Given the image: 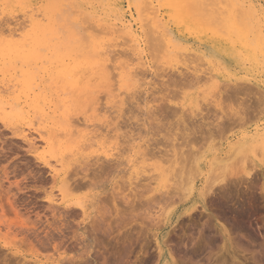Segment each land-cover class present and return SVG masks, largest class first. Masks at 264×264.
<instances>
[{"label":"rangeland","instance_id":"obj_1","mask_svg":"<svg viewBox=\"0 0 264 264\" xmlns=\"http://www.w3.org/2000/svg\"><path fill=\"white\" fill-rule=\"evenodd\" d=\"M50 1L53 2L52 0ZM49 2L48 0H19L15 3L0 1V6L3 4L0 7V28L9 30V32H3V29L0 30L3 32L0 35L9 34L12 29L16 30L15 32L18 31L17 34L19 33L17 36L15 33L14 38L13 36L11 38L10 34L7 35L9 37L5 36L7 39L5 37V39L2 38L0 47L3 44V47L8 44V46H17L15 43L18 42L14 43L15 36L16 40L18 36L25 38L28 27L24 28V30L22 29L23 25L29 22L28 19L33 15L35 18L41 19L48 8L47 6L55 7L57 6L56 4H59L58 0H54L55 3L52 4H49ZM68 2L72 4L75 10L84 11L85 9L91 10V8H94L100 11L102 9L101 0H68ZM187 2L193 13L199 15L201 20L202 18H207L205 20L210 23L217 21L215 30L220 31L222 34H224L223 31L227 21L224 18L225 14L222 12L234 11L235 22L239 28L243 29L248 21L249 28H253L254 34L250 39L251 45L256 46L261 43V39L255 34V29H257L255 25L256 23L258 25L257 14L252 11V8L248 10L247 5H244V7H242L243 5L240 6L241 2L239 0H187ZM256 2L264 10V0H253L255 8L260 9ZM237 4L239 5L237 6L238 8L242 7L240 10L236 8ZM132 9V13L135 14L134 6ZM215 12L216 14H214ZM160 14L162 22L159 25L164 24L163 26L168 27L167 32L170 35L168 37L171 39L173 48H175L174 54H168L166 47L164 50L162 48V53H159L161 50L159 48V51L158 47H162V43L159 42L157 44L158 42L154 40L156 45H159L154 47L156 45H154L153 39L149 38L152 41V43L150 41L149 43V39L146 37L145 53L153 69H145L133 56V46L129 41V43L127 42L126 38L124 39V37L119 35L106 36V45H108L106 47H114L108 49H111L110 52L114 50V53H111L116 54V57L110 54L115 58L113 57V59L110 56L113 64L109 63L110 65L112 64L113 69L119 67L116 70H113L112 67L109 68L113 70H111L112 73H118L117 75L114 74V76L110 72L115 77L114 82H110V84L102 83L101 85L100 80L89 76L90 74L87 73V70H84L85 52L72 50L71 44L64 48L63 55H66V64L69 63L71 65L70 68L74 67L71 68V71L75 72L72 77L75 85L73 87L68 86V83L63 78L57 77L56 73L60 67L56 66L54 68L56 64L52 65V71H50L49 75L44 72V66L40 64H42V61L50 59V56L46 58L49 54H47L45 47H41L43 49L40 48L41 50L39 49L40 53L38 54L39 59L43 56L41 59L45 57V60H32L30 63H28L29 60L26 62L12 59L10 63L1 62L0 60V66L2 63L4 65L0 67L4 69L0 70V72L2 71V74L0 73V86L7 85L10 88L5 91L3 87H0V97L5 107H8L7 104L9 103H21L24 105L22 107L27 110L24 111L29 113L26 122L25 120L18 121L19 123H4L0 121V264H54L57 261L56 259L63 255L68 247L74 248L72 251L76 250V252L77 248L78 252L83 248L85 251L86 245L91 244L89 242H93L94 239L95 244L93 245V242L92 247L96 251L94 249L91 256H94L92 259L94 262H98L97 264H103L106 261L107 264L110 261L112 264H117V262L122 264H145L144 261L148 262V264L149 261L150 264H169L168 257L173 258V264H264V166H261L262 168L260 169L255 163V161L261 160L260 152L264 150V64H248L238 67L230 56L212 50V43L208 40L199 38L193 32L179 30L168 16H164L163 10ZM136 17L137 15L135 14L134 28H139L140 31L145 29V27L142 29L143 24L144 26L146 24L145 21H142L144 18L138 19ZM204 29H209V27L206 26ZM92 30L90 32L96 31L94 28ZM98 33L94 32L93 35L97 39L102 38L98 36ZM157 36L158 34L155 37L157 38ZM21 37L20 39H22ZM175 37L176 39H174ZM11 39L13 42L10 41ZM18 41H21L18 45L22 43V40L18 39ZM186 42L188 45H186ZM153 47L154 49L157 48L156 51H154ZM120 50L121 53L125 52L122 54L125 55L124 57L120 52H116ZM71 51L74 52L72 55ZM200 52L206 55V60L201 61L199 59L198 54ZM177 53L178 55H176ZM56 54L51 56H56L55 58H57L58 55ZM68 55L70 57H67ZM197 56L198 59L196 58ZM119 58L122 59L119 60ZM51 60L53 61L54 59ZM134 60H136L135 63ZM211 61H214V63L212 64ZM109 63L108 66H110ZM122 63L124 64L121 65ZM131 63L133 66H130L131 72L134 71L137 74L131 73L133 80L127 85L119 84L118 75L126 72L127 70H124V67ZM11 65L14 66L11 67ZM30 66L31 68L33 66V68H29ZM34 67L38 68L35 72H33ZM5 68L9 73L6 72ZM196 68L203 73H210L211 68H214V70L217 68L215 71L220 77L219 85L217 84L216 86L212 82H208L207 77L204 78L207 81L205 82L203 79L204 74L202 73H200L202 74L200 75L202 79L199 82L195 81L196 85L194 83L193 87H191L192 84L187 83L184 88L183 84L185 82L181 83L182 86L180 85V87L179 85L177 86V83H175L176 86L173 85L176 79H180L178 78L180 77V72L186 77L188 72L190 74L188 77L191 76L189 79H192L193 73L197 72L193 71ZM208 68L209 70H207ZM12 69L17 71L15 72ZM21 69H24L26 73L30 70V73L28 72L27 74L30 75L29 78L33 82L32 84L31 82L29 83L32 86V92L27 89L26 84H22L19 81L21 77L19 74L24 72ZM228 71L231 77L235 76V78L243 80V83L239 84L240 86L242 85L241 87L239 85L232 87H240L238 91H243L239 94L238 91L233 90L238 98H240L241 94H243L241 96L243 98L244 90L246 91L245 93L249 97H245L249 100V103L248 100V104L246 103L249 105V112L257 110L259 113L260 111H263V113L257 117L249 116V119L244 123L234 126H229L230 124H227L228 121H225V123H222L223 126H221L222 128L225 127L221 134H208L207 130L214 129L215 131L217 124L224 121H220L222 115L234 114L241 108L236 100L226 99L225 93L232 91L231 86H227L228 88L231 87L229 89L224 86V81L230 78L227 74ZM43 72L44 75L41 79L42 76L40 77L39 75H42ZM185 72L186 74H184ZM169 74H171V77H169ZM13 75H15L14 78ZM176 76L178 77L176 78ZM172 79L175 80L172 81ZM170 80L172 82L171 85H169L171 83L169 82ZM36 83L39 86L38 88H36ZM113 84L117 86L115 87ZM178 84L180 83L178 82ZM24 89L28 90V92L25 91L26 94ZM88 91L92 93L89 94ZM41 92L44 95L41 98L42 103L40 102ZM24 94L29 98L25 99ZM48 94L49 96H46ZM8 95H11L12 99L9 98L10 96L8 97L9 99L6 98ZM14 98L16 99L14 100ZM47 98L50 99L48 100ZM21 104H19V107ZM29 105L31 109H28ZM32 107L35 109L33 108V110ZM170 108L174 110H170ZM168 109L167 113L166 110ZM170 111L176 112L171 114ZM42 112L48 113V116ZM62 114L66 115V118H62ZM48 118H51L50 121ZM66 120H69V126L73 124L71 122H74V124L77 122L76 125L73 124L74 127L78 125L79 129L77 128V130H81L79 131L80 134L83 132L80 136L77 133L78 139H76L77 136L74 137L76 143L80 138L82 139L83 135H87L89 140L81 142L80 145H77L78 147L76 143L71 142V139H75L68 137L67 133L64 132L69 127ZM65 124L66 129L64 128ZM53 125H55L56 130ZM58 128L62 130L60 131ZM60 132L61 134L63 133L64 137L62 135L60 137ZM40 135L45 138H52V149L51 147L50 149L45 148L43 141L39 138ZM24 136L27 137L25 138ZM67 138L73 146H69L70 142L67 141ZM189 139L192 140L190 145L194 148L189 150L188 147V152L197 151L201 146L202 151L205 149L204 152L208 153L211 151L208 154L210 156L203 159L207 165H209L208 162L213 157L220 155L219 157L223 158L232 156L233 159L237 158L235 159L237 161L239 159L245 164L248 172L253 167L255 169L253 168L254 171H252L250 177L242 176L243 174L238 177H232V182L228 187L224 190L217 189L218 191L216 190L217 192L214 195L207 196V200H205L207 211L196 203L198 196L196 194V199L194 198L193 202L184 206H177L179 209L173 212L169 221L159 223L156 229L155 224L158 220L155 222L152 220L156 219L157 214H161V212L158 213L160 206L145 204L148 199H152L151 196L153 197L155 193H157L155 194L156 198L157 196L160 198L159 192L147 193L149 188L156 187L154 181L148 180V177L153 173H148L147 171V173L139 177L140 180L144 179L143 181L140 182L139 179L136 181L133 178L134 176H132V172H134L133 165L138 161L139 163L143 162L140 164L141 166L146 165L147 167L157 163V161L168 159L167 156L169 157L168 160H170L172 155L176 156L177 160H180L181 153H188L185 146L190 145H186L185 142H188ZM179 146H183L181 152ZM63 147L71 148L63 154ZM76 148L79 149L77 150ZM118 149L121 150L118 151ZM105 150L109 154L114 155L113 158H110L113 160L104 157ZM112 150L114 151L112 152ZM61 154H63V157ZM53 155L54 157H52ZM187 155L185 154V156ZM160 156L162 158L166 157L162 159ZM44 158L49 160L52 165L56 164V158H63L68 167L72 164L67 169V173L69 170L70 172L66 176L67 178L69 177V181L64 189L67 193H65L66 199H63L60 194V190L64 187L63 183L61 180L59 181L52 177L50 168L42 161ZM173 158L176 159L175 157ZM208 158L209 161L207 160ZM131 161L133 162L131 163ZM252 165L254 166L252 167ZM102 167L103 170H101ZM105 173L106 175H104ZM146 177L149 182L145 180ZM146 183L150 186H147ZM140 185L142 188H140ZM143 185H146V189L143 188ZM137 196L142 199L140 200ZM50 197L53 199L55 197L56 203H51ZM77 202L79 204L82 202L86 206L85 213L80 206L75 205ZM194 203L197 204V209L191 212V215H186L184 212L190 209ZM147 206H149L148 209ZM156 233L160 235V242L165 245L164 258L162 259L159 258L160 249L157 245ZM70 251H67V253L72 254L73 252ZM96 254L98 259L100 258L99 261H97ZM148 258L151 260H148ZM67 262L66 260L62 264Z\"/></svg>","mask_w":264,"mask_h":264},{"label":"bare ground","instance_id":"obj_2","mask_svg":"<svg viewBox=\"0 0 264 264\" xmlns=\"http://www.w3.org/2000/svg\"><path fill=\"white\" fill-rule=\"evenodd\" d=\"M4 3H7V2H17L19 0H0ZM44 1H47V0H44ZM50 0H48L49 2ZM53 2H49V4L51 3H55L54 0H52ZM56 1V0H55ZM241 2L240 6L244 7V5H247V8L248 10L252 8V11H255V14H257V18H258V25L256 23V27L257 29L256 30V33L257 36L259 37V39H261V43L259 45H256V46H252L251 43H250V39L251 37L253 36L254 34V30L253 28H249V21L247 23V25L242 29V28H239L235 22V14H234V11L232 10H228V11H224L222 13L225 14V19L227 20L226 23H225V30L223 31L224 34L220 33V31L218 32L217 30H215L216 28V22L214 23L212 21V23L208 22L207 18H200L199 15H195V13H193L192 9L188 6V2L187 0H101V3H102V9L100 11L94 9V8H91V10H88V9H85L84 11L83 10H75L72 6L71 3L68 2V0H58V3L59 4H56L57 6L55 7H49V6H45L47 9L45 10L46 12L44 13V15H42L43 18L39 19V18H35V16L33 15L32 17H30L28 20L29 22H26V25H23V29L24 28H27L28 27V31H26V35H25V38H21L18 36V39L19 40H22V43H20L18 45L19 42L21 41H18V39L16 40V36L19 34H17V32H15L16 30H10L11 33L10 34V37L13 36L14 38V35L16 33V36H15V39H14V43L15 42H18V43H15V47H13V45L11 46H4L2 45V47H0V60L1 62H9L12 61V59H19L21 61H26L29 60L28 63H30V61L32 62L33 61H39L41 59V56L40 59H39V49L41 47H45L47 50V55L46 58L48 56H50V59L46 60V61H42V64L40 65H43V69H44V72L47 73V75L50 74V71H52V65H54V68L57 66L59 68L58 72L56 73L57 77H60V78H63L64 80H66V82L68 83V86L70 85V87L74 85V81H73V75L75 74V72L71 71V68H74V67H71L70 68V64H66V55L64 56L63 55V50L64 48L68 45V44H71V49L74 50V51H81V52H85V55H86V61H85V71L87 70V73H89L90 77L91 78H97L98 80L101 81V85L102 83H107V84H110V82H114L113 80L115 79V75L114 74H118V73H112L111 70L113 69L112 67V64H113V60H110L112 59L116 54H113L114 50L111 51L113 53L110 52L111 49H108V48H114V47H106L108 45H106L107 43V40L105 39L106 36H114V35H119L120 37H124V39L126 38L127 42L129 41L132 46H133V56H135L136 60L139 61L140 65L145 68V69H149L151 68V70L153 69L151 66V64L149 63L148 59H147V55H146V51H145V48H144V45H145V39L146 37L149 39L151 38L152 41L156 40L159 44V42L162 43V47H158V50L160 48V52L159 53H162V48L163 50L165 49V47L167 48V52L168 54H174V50L175 48H173L172 46V42H171V39L168 37L170 36L169 35V32H167L168 30V27L167 26H163V25H159L161 24L162 22V19H161V14L160 12L163 10L164 11V16H168L170 18V20L173 21V23L179 28V30L181 31H187V32H193L195 33L199 38H203V39H206L208 40L210 43H212V50L218 52V53H223L227 56H230L235 62L236 64L238 65V67H242V66H246L248 64H251V65H258V64H264V10H263V7L260 8L259 4L257 6H259L258 8L260 9H256L255 8V5L253 3V0H239ZM262 1V0H260ZM85 3V2H84ZM250 3V4H249ZM3 5V4H2ZM1 5V6H2ZM261 5V3H260ZM0 6V7H1ZM26 6V5H25ZM85 6V5H84ZM134 6V13L137 15L136 18L140 19V18H144L142 21H145L146 24L144 26L143 24V27L142 29L145 27V29L143 30H139V28H134V25L133 22L135 21V18H134V15L132 13L131 10L132 7ZM237 6H239L238 4L236 5V8L237 9H241V8H238ZM263 6V5H262ZM79 7V6H77ZM80 8V7H79ZM90 8V7H89ZM35 9V8H34ZM194 9V8H193ZM236 9V10H237ZM32 10H33V7H32ZM244 10V9H243ZM29 12V11H27ZM26 12V13H27ZM31 12V10H30ZM29 12V13H30ZM239 12V11H238ZM245 12V11H244ZM28 13V14H29ZM249 13V12H248ZM1 14V13H0ZM37 14V12H36ZM43 14V13H42ZM212 14V12H211ZM216 14V12L214 13ZM239 14V13H238ZM242 14V13H241ZM250 15V13H249ZM25 16V15H24ZM198 16V17H196ZM206 16V14H205ZM214 16V15H213ZM204 17V16H203ZM255 17V16H254ZM28 18V17H27ZM134 18V19H133ZM219 18V16H218ZM253 18V17H252ZM256 18V17H255ZM206 22H205V21ZM209 20V19H208ZM210 20H212L210 18ZM222 20V19H221ZM245 20V18H244ZM204 21V22H203ZM9 22V21H8ZM93 25H92V24ZM255 23V22H254ZM7 24V23H6ZM10 24V23H9ZM85 25H87L85 27ZM139 25V24H137ZM136 25V26H137ZM7 26V25H6ZM10 26V25H9ZM209 27V29H204L205 27ZM4 27V26H3ZM140 27V28H141ZM173 27V25H172ZM7 28V27H6ZM94 28L96 31L94 32H99L98 33V36L102 37L100 39H97V37H95L93 35L94 32H90V31H93L92 29ZM3 29V32H9V30H5L4 28H0V30ZM26 30V29H25ZM170 30V29H169ZM14 31V32H13ZM2 31H0V34L3 33ZM23 33V31H22ZM24 33V34H25ZM4 34H7V33H4ZM7 34V35H9ZM158 34L157 38L155 37L156 35ZM173 34V32H172ZM210 34V35H209ZM7 35H0V40L3 39H7ZM21 35V33H20ZM194 35V34H193ZM3 36V37H2ZM7 36V37H5ZM174 36V35H173ZM5 37V38H4ZM24 37V36H23ZM117 37V36H116ZM12 38V37H11ZM156 38V39H155ZM161 38V39H160ZM147 39V40H148ZM176 39V37L174 38ZM178 39V38H177ZM183 39V38H182ZM112 40V39H111ZM11 42L12 39L10 40ZM114 41H115V38H114ZM117 41V40H116ZM150 41V39L148 40V42ZM152 41H150L152 43ZM156 41L154 45H156ZM124 42V41H123ZM128 42V43H129ZM149 42V43H150ZM6 43V42H4ZM9 43V42H8ZM13 43V44H14ZM122 43V42H121ZM166 45H165V44ZM187 43V42H186ZM199 43V42H198ZM7 44V43H6ZM126 44V42H125ZM124 44V45H125ZM193 44V43H192ZM197 44V43H196ZM195 44V45H196ZM113 45V44H112ZM116 45V44H115ZM165 45V46H164ZM188 45V43L186 44ZM27 46V47H26ZM159 45H156L154 47H157ZM183 46V45H182ZM207 46V45H206ZM210 46V45H209ZM208 46V47H209ZM118 47V46H117ZM120 47V46H119ZM153 47V49H154ZM207 47V48H208ZM109 50H107V49ZM152 48V47H151ZM43 49V48H41ZM40 49V50H41ZM152 49V50H153ZM157 48L154 49V51H156ZM204 50V49H203ZM211 50V49H210ZM67 51V50H66ZM122 51H123V48H122ZM126 51V50H124ZM116 52H120L121 53V50L120 51H116ZM57 53V54H56ZM71 55L72 53H74L73 51L70 52ZM78 53V52H77ZM125 53V52H124ZM124 53H121L124 54ZM132 53V52H131ZM46 54V53H45ZM44 54V56H45ZM52 54H56L58 55L57 58H55L56 56H51ZM114 56H112V55ZM119 54V53H118ZM181 54V53H180ZM212 54V52H211ZM70 55V54H69ZM67 56V57H70V56ZM74 55V54H73ZM157 55V54H156ZM178 55V53L176 54ZM199 55V59L202 61V60H206V55L205 54H202V52H200ZM213 55V54H212ZM211 55V56H212ZM112 56V58L110 57ZM119 56V55H118ZM123 57L125 55H122ZM194 56V55H193ZM196 56V55H195ZM116 57V56H115ZM114 57V58H115ZM126 57H127V53H126ZM218 57V56H217ZM45 58V57H44ZM42 58V59H44ZM45 58V59H46ZM72 58V57H71ZM113 58V59H114ZM195 58V57H194ZM198 59V56L196 57ZM220 58V57H219ZM223 58V56H222ZM221 58V59H222ZM41 59V60H42ZM44 59V60H45ZM51 59H54L53 61ZM57 59V61H56ZM118 59V58H116ZM115 59V61H117ZM122 59V58H119V60ZM133 59V58H132ZM195 59V60H197ZM134 60V63L135 61ZM194 60V61H195ZM216 60V59H215ZM228 60V59H227ZM20 62V64H22ZM114 61V62H115ZM132 61V60H131ZM198 61V60H197ZM224 61V60H223ZM0 62V63H1ZM18 62V63H19ZM112 63L110 65V63ZM118 62V61H117ZM130 62V60H129ZM212 62V61H211ZM27 63V64H28ZM108 63L110 66H108ZM133 63V61H132ZM132 63L129 64V65H126L124 67V70H127L126 72H122L118 75V78H119V84L123 83L125 85H127L130 81H132V74L133 72H131V68L130 66H132ZM194 63V62H193ZM214 63V61L212 62V64ZM12 64V63H11ZM16 64V63H14ZM45 64V65H44ZM80 64V62H79ZM84 64V63H83ZM124 63H122L121 65H123ZM203 64V63H202ZM3 65V63H2ZM1 65V66H2ZM224 65V64H223ZM0 66V67H1ZM4 66V65H3ZM2 66V67H3ZM8 66V65H7ZM10 66V65H9ZM14 66V65H11V67ZM21 66V65H19ZM81 66V65H80ZM18 68V66H15ZM14 67V68H15ZM39 67V66H38ZM83 67V66H81ZM112 69L110 70L109 68ZM133 67V66H132ZM7 68V67H6ZM5 68V69H6ZM10 68V67H9ZM8 68V69H9ZM15 68V69H17ZM23 68V66H22ZM26 68V67H25ZM28 68V66H27ZM31 68V66L29 67ZM33 68V66H32ZM31 68V69H32ZM34 71L38 68L34 67ZM41 68V67H40ZM62 68V69H61ZM119 67H115L114 69H118ZM177 68V67H176ZM179 68V67H178ZM189 68V67H188ZM210 68V67H209ZM209 68L207 70H209ZM220 68V67H219ZM4 70L3 68H0V70ZM11 69V68H10ZM20 69V68H18ZM17 69V70H18ZM76 69V67H75ZM73 69V70H75ZM113 69V70H114ZM171 69V68H170ZM212 69V70H211ZM210 69V73H203L201 71H198V68H196L195 70L193 71H197L195 72V74L193 73L192 75V79L188 77V72H187V77L183 75L182 72H180V77L176 76V78H180L179 80L178 79H172V81H174L173 85H175V83H177V86L181 85V83L183 84V82H185L184 85V88H185V85L188 83V84H192L191 87H193V84L196 82H199L202 78L200 77V75L204 74V77H207L206 79L208 80V82H212L214 85L217 86L219 82V79L220 77H218V73L214 70V68H211ZM222 69V68H221ZM237 69V68H236ZM14 70V69H12ZM17 70H14L15 72ZM24 69H21V71H23ZM62 70V71H61ZM112 70V71H113ZM123 70V71H124ZM134 70V68H133ZM180 70V69H179ZM30 71V70H29ZM28 71V72H29ZM143 71H146V70H143ZM213 71V72H212ZM221 71V70H220ZM237 71V70H236ZM6 72L9 73V71H7L6 69ZM27 72V73H28ZM44 72L42 75H39L41 77V79L43 78V75H44ZM112 76L111 75V73ZM147 72V71H146ZM155 72V71H154ZM184 72V71H183ZM224 72V71H223ZM2 74V71L0 72ZM21 73V72H20ZM24 70V72H22V74H19V76L21 75V77L19 78V81H21V83L23 84H26V87L27 89L31 90L32 92V86L29 84L31 82V78H29V74H27ZM30 73V72H29ZM32 73V71H31ZM202 73V74H200ZM230 72L228 71L227 74L230 76V78L226 81H224V86H226L227 89L231 88L232 86H237L241 83H243V80H240V79H237L235 78V76L231 77V75L229 74ZM14 74V73H13ZM34 75V73H32ZM31 74V76H32ZM134 74H137L136 72H134ZM182 74V75H181ZM186 74V72L184 73ZM5 75V74H4ZM10 75V74H9ZM12 75V74H11ZM18 75V74H17ZM38 75V74H37ZM36 75V77H38ZM46 75V74H45ZM171 77V74H169ZM175 75V74H174ZM177 75V74H176ZM15 75H13V78H14ZM139 76V75H138ZM12 77V76H11ZM33 77V76H32ZM114 77V78H113ZM117 77V76H116ZM137 77V75H136ZM168 77V78H169ZM175 77V76H173ZM17 79V78H16ZM61 79V80H63ZM36 80V79H35ZM33 80V81H35ZM57 80V78H56ZM75 80V79H74ZM178 80V81H177ZM205 80V79H204ZM16 81V80H15ZM48 81V80H47ZM79 81V80H78ZM77 81V82H78ZM194 81V82H193ZM4 82V80H3ZM18 82V81H17ZM16 82V83H17ZM75 82V83H77ZM171 82V80L169 81ZM178 82L180 84H178ZM190 82H193V83H190ZM202 82V81H201ZM205 82H207L205 80ZM33 82H31L32 84ZM35 83V82H34ZM117 83V82H116ZM168 83V82H167ZM222 83V82H221ZM171 83H169V85H171ZM198 84V83H197ZM200 84V83H199ZM212 84V85H213ZM30 85V87H28ZM55 85V84H54ZM78 85V84H76ZM89 85V84H88ZM115 85V84H113ZM112 85V87H113ZM165 85V84H164ZM168 85V84H167ZM166 85V86H167ZM172 85V86H173ZM196 85V83L194 84ZM219 85V84H218ZM14 86V85H13ZM20 86V85H19ZM24 86V85H23ZM22 86V87H23ZM34 86V84H33ZM36 88H38V84L36 83ZM62 86V84H61ZM75 86V85H74ZM117 85H115L116 87ZM182 86V85H181ZM227 86H231V87H227ZM240 86V85H239ZM242 86V85H241ZM240 86V87H241ZM1 87V86H0ZM3 90H8L10 89L7 85H3ZM1 87V88H2ZM35 87V86H34ZM58 87V86H57ZM170 87V86H169ZM189 87V86H188ZM238 87V88H240ZM19 88V87H18ZM182 88V87H181ZM187 88V87H186ZM236 88V87H235ZM231 88L232 91H228L226 94V99L228 98V100H236V102L240 105V110L235 112L234 114H231V115H222V117L220 118L224 121H222L221 123L217 124V127H216V130L214 131V129L210 130L209 131L207 130V133L208 134H221V132L225 129L222 128L221 126H223L222 123H225V121H228L227 124H230L229 126H234V125H238V124H242L244 123L246 120L249 119V116H255L257 117L258 115L260 116L263 111H255L254 112H249V105H247L249 103V100H248V96L247 94L245 93L246 91L244 90V97L241 98V96H243V94H241L240 98H238V96L236 95V93L233 92V90H236L238 91V88ZM25 90L24 89V93L25 91L28 92V90ZM34 89V88H33ZM78 89V88H77ZM183 89V88H182ZM58 90V89H57ZM63 90V89H62ZM88 90V89H87ZM241 90V89H239ZM4 91V92H5ZM34 91V90H33ZM86 91V90H85ZM242 91V90H241ZM241 91H238L239 94L242 93ZM248 91V90H247ZM3 92V91H1ZM43 92V91H42ZM41 92V93H42ZM98 92V91H97ZM249 92V91H248ZM7 93V92H6ZM15 93V92H14ZM30 93V92H29ZM36 93V92H34ZM46 93V92H45ZM62 93V92H61ZM85 93V92H84ZM89 93V91H88ZM92 93V92H91ZM89 93V94H91ZM3 94V93H1ZM12 94V93H11ZM26 94V93H25ZM24 94V95H25ZM28 94V93H27ZM249 94V93H248ZM4 95V94H3ZM7 95V94H6ZM15 95V94H14ZM20 95V94H19ZM18 95V97H20ZM40 95V93H39ZM10 96V97H9ZM23 96V95H22ZM28 96V95H27ZM43 93H42V96H40V102H41V98L43 97ZM46 96H49L46 95ZM55 96V95H54ZM63 96V95H62ZM61 96V97H62ZM4 97V96H3ZM11 98L12 96L11 95H8L6 98ZM26 97V95L24 96ZM53 97V96H51ZM245 97H248V98H245ZM1 98V97H0ZM8 98V99H9ZM29 97H26L25 99H27ZM34 98V97H33ZM37 98V97H36ZM46 98V97H44ZM43 98V99H44ZM12 99V98H11ZM16 98H14L15 100ZM22 99V98H21ZM48 99V98H47ZM50 99V98H49ZM48 99V100H49ZM46 100V99H45ZM44 100V101H45ZM47 100V101H48ZM247 100H248V103H247ZM6 101V100H5ZM11 101V100H10ZM20 101V100H19ZM36 101V100H35ZM39 101V99H38ZM39 102V104H41ZM49 102V101H48ZM60 102V101H59ZM235 102V101H234ZM6 103V102H5ZM24 103V102H23ZM29 103V102H27ZM26 103V104H27ZM37 103V102H36ZM46 103V101H45ZM247 103V104H246ZM0 121L4 122V123H14V122H18V121H24L25 122L27 121L28 119V112H25L27 110H25L24 107H22L23 104H21L20 108L19 107V104L18 103H13V104H7L8 107H5V104L4 102L2 101V98L0 99ZM28 105V104H27ZM26 105V106H27ZM33 105V104H32ZM24 106V105H23ZM40 106V105H39ZM18 107V108H17ZM28 107V106H27ZM42 107V106H40ZM9 108V109H8ZM34 107H32L33 109ZM62 108V107H61ZM67 108V107H66ZM169 108V107H167ZM28 109H31L30 105H29V108ZM35 109V108H34ZM33 109V110H34ZM42 109V108H41ZM68 109V108H67ZM25 110V111H24ZM170 110H174V109H171ZM42 111V110H41ZM169 111L166 110V112ZM174 113L176 111H173ZM172 111H170L171 114H174ZM43 113V112H42ZM54 113V112H53ZM168 113V112H167ZM44 115H47L46 112L43 113ZM43 115V116H44ZM48 116V115H47ZM62 118H66V115H63L62 114ZM264 116V115H263ZM56 117V116H55ZM38 118V117H37ZM54 118V117H52ZM224 118V119H223ZM49 121L51 118H48ZM46 120V118H45ZM29 121V120H28ZM48 121V120H47ZM48 121V122H49ZM54 121V119H53ZM68 121L69 120H66V123H67V126L68 125ZM262 121V120H261ZM85 122V121H84ZM19 123V122H18ZM22 123V122H21ZM70 123V122H69ZM74 124V122H71ZM29 124V123H28ZM45 124V123H44ZM71 125L69 126L67 129H66V124H65V129L66 131L64 130L65 133H67L68 137L70 138H74L75 136L76 139H78V135H82L83 132H80L81 130H77V128L79 129L78 125L74 127V125L77 124H74V125ZM12 125V124H11ZM14 125V124H13ZM52 125V124H51ZM216 125V124H215ZM33 126V124H32ZM55 127V125H53ZM208 126V125H207ZM228 126V125H227ZM264 126V125H263ZM34 127V126H33ZM206 127V126H205ZM204 127V128H205ZM209 127H211L209 125ZM208 127V128H209ZM53 128V127H51ZM62 128V127H61ZM227 128V127H226ZM60 129V128H58ZM76 129V130H74ZM207 129V128H206ZM264 129V128H263ZM31 130V129H29ZM38 130V129H37ZM42 130V129H41ZM55 130H56V127H55ZM62 129H60L61 131ZM258 130V129H257ZM40 131V130H39ZM38 131V133H39ZM24 132V131H23ZM41 132V131H40ZM43 132V131H42ZM264 132V131H263ZM78 133V135H77ZM42 134V133H41ZM59 134V133H58ZM63 134V133H62ZM61 132H60V137H61ZM39 135V134H38ZM66 137L67 135L64 134ZM63 136V135H62ZM245 136V135H244ZM25 138L27 136H24ZM46 137H47V134H46ZM64 137V136H63ZM43 143H44V146L45 148L47 149H50V147L52 146L53 142H52V138H45L43 135H40L39 137ZM57 138V137H56ZM229 138V137H228ZM65 139V138H64ZM68 139V138H67ZM75 139V138H74ZM76 139L73 140L71 139L70 141L71 142H74L76 143ZM227 139V138H225ZM89 139L87 137V135H83L82 136V139L80 138L79 141H77L76 143V146L77 145H80V143L82 142H87ZM69 141V139L67 140ZM69 141V142H70ZM68 142V144H69ZM71 142L69 144V146L71 145ZM185 142V141H184ZM192 142V140H188V142H185L186 145H190V143ZM66 143V142H65ZM134 143V142H132ZM184 143V144H185ZM230 143V142H229ZM73 144V143H72ZM213 144V143H212ZM231 144V143H230ZM59 146V145H58ZM66 146V145H65ZM73 146V145H71ZM83 146H86V145H83ZM88 146V144H87ZM90 146V145H89ZM184 146V145H183ZM183 146H179V150L181 152V149ZM191 146V145H190ZM185 146V148L187 149L189 147V150L190 148L193 150L192 146ZM216 146V145H214ZM231 146V145H230ZM78 147V146H77ZM81 147V146H80ZM134 147V146H133ZM132 147V148H133ZM176 147V146H175ZM220 147V146H219ZM71 147H66L64 148L63 147V151L62 153L64 154L65 152H67ZM82 148V147H81ZM131 148V147H130ZM141 148V147H140ZM177 148V147H176ZM197 148V147H196ZM195 148V149H196ZM205 148V146H204ZM207 148V147H206ZM209 148V147H208ZM214 148V147H213ZM222 148V147H221ZM37 149V148H36ZM52 149V147H51ZM77 150L79 148H76ZM75 149V150H76ZM87 149V148H85ZM175 149V148H174ZM185 149V150H186ZM194 149V150H195ZM212 149V147H211ZM210 149V150H211ZM103 150V149H102ZM117 150V149H116ZM121 150V149H118V151ZM140 150V149H139ZM183 150V149H182ZM206 150V149H205ZM205 150L202 151V146L200 149H198L197 151H190L188 152V149L186 150L188 153H181V158L180 160H177V157L172 155L173 157H175L176 159H174L172 156H170V160L169 157L167 156L168 159H164V161L160 160L159 162L157 161V163L155 164H152V165H148L146 167V165H140L142 163H139L138 161L136 162L135 165H133L134 167V172L132 176H134L133 178L136 179V181H138L139 177L142 175V174H145L149 172L155 174V175H150L148 177V180H152L154 181V183L156 184V187L155 188H149L150 191L147 190V193L148 192H159V197L157 196L156 198V195L157 193L154 194V196L151 198L152 199H148L147 203H145L146 205H152L154 204L155 206H160V209H159V212H161V214H157V217L156 219H153L152 221L155 222L156 221L157 223L155 224V227L156 229L158 228L157 225H159V223L163 222V221H169L170 219V216H172L173 212L176 211L177 209V206H184V205H187L191 202H193L194 198L196 199V194H198L197 196V201L196 203L201 205L202 209L207 211V204H205V200H207V196L209 195H214L215 192H217L218 190H224L226 187L229 186V184L232 182L231 178L232 177H238L239 175L243 174L242 176H247V177H250L252 175V171L253 168L255 169V167H253L254 165H252V170H249V172L247 171L246 169V166L244 163H242V161H238L233 159L232 156L231 157H219V156H215L213 157L210 161H209V158L207 159L209 162L207 165L203 159L204 158H207L209 154V151L208 153L207 152H204ZM61 151V150H60ZM81 151V150H80ZM83 151V150H82ZM106 151V150H105ZM114 150H112L113 152ZM185 151V152H186ZM218 151V150H217ZM220 151V150H219ZM77 152V151H76ZM79 152V151H78ZM104 152V151H103ZM111 152V150H110ZM168 152V151H167ZM61 153V152H60ZM162 153V152H160ZM215 153V152H214ZM63 154H61V156L63 157ZM74 154V153H73ZM104 157L106 159H110L111 157L113 158V154H109V152H104ZM170 154V153H168ZM185 154H188L187 156H185ZM261 154V160L260 161H255V163L258 165V167L261 169L262 167L261 166H264L261 161L262 159H264V150H261L260 152ZM79 155V154H77ZM117 155V154H116ZM67 156V155H66ZM164 156V157H166ZM54 157V155L52 156ZM162 158V156H160ZM163 157V158H164ZM66 158V157H65ZM118 158V157H117ZM162 158V159H163ZM174 160H173V159ZM211 158V157H210ZM68 159V158H67ZM120 159V158H119ZM118 159V160H119ZM138 159V158H137ZM136 159V160H137ZM172 159V160H171ZM260 159V158H259ZM101 160V159H100ZM110 160H113V159H110ZM166 160V161H165ZM205 160V161H207ZM42 161L44 162V164L50 168V172L52 173V177H54V179L56 180H61V182L63 183L64 187L60 190V194L61 196L63 197V199H66V195H65V187L66 185L68 184V178L66 177L67 174L70 172L67 173V169L71 167H68V164L66 163V161L62 158H56V164L55 165H52L50 163L49 160H46L45 158L42 159ZM104 161V160H103ZM140 161V160H139ZM42 162V163H43ZM109 162V161H108ZM118 162V161H117ZM133 161H131L132 163ZM141 162V161H140ZM253 162V161H252ZM255 163H252V164H255ZM102 164V163H101ZM115 164V163H114ZM117 164V163H116ZM119 164V162H118ZM239 164H243V165H240ZM107 165V164H105ZM108 166V165H107ZM132 166V165H131ZM256 166V165H255ZM116 167V166H115ZM100 168V167H99ZM111 168V166H110ZM148 169V170H147ZM151 169V170H150ZM101 170H103V167L101 168ZM106 170V169H105ZM104 170V171H105ZM118 170V169H117ZM107 171V170H106ZM110 171V170H109ZM112 171V169H111ZM117 172V171H116ZM122 172V171H121ZM103 173V171H102ZM109 173V172H108ZM107 173V174H108ZM111 173V172H110ZM115 173V172H114ZM106 175V173L104 174ZM102 177V176H101ZM144 178V177H143ZM140 180V179H139ZM144 179L140 180L143 181ZM146 181L147 180V177L145 178ZM145 182V181H144ZM149 182V181H148ZM147 184V183H146ZM200 184V185H199ZM137 185V184H136ZM149 184H147L148 186ZM151 185H154V184H151ZM146 185H143V188H145ZM150 186V185H149ZM62 187V186H61ZM138 187V185H137ZM136 187V188H137ZM201 187V189H199ZM80 188V187H79ZM83 188V186H82ZM135 188V187H134ZM139 188V187H138ZM140 188L141 185H140ZM68 189V188H67ZM146 189V188H145ZM165 189V191H164ZM218 189V190H217ZM136 190V189H134ZM217 190V191H216ZM138 191V190H137ZM163 191V192H162ZM198 191H200L199 193H197ZM220 192V191H219ZM143 193V191H142ZM140 192V194H142ZM221 193V192H220ZM67 194V193H66ZM139 194V193H138ZM144 194V193H143ZM70 195V194H69ZM135 196V195H134ZM140 196V195H139ZM143 196V195H142ZM141 196V197H142ZM145 196V195H144ZM138 197V196H137ZM139 198V197H138ZM60 199V198H59ZM62 199V200H63ZM140 200L142 198H139ZM147 200V199H146ZM87 201V200H86ZM50 202L51 203H56V200H55V197L54 199L52 197H50ZM76 202V201H75ZM79 202V201H78ZM75 203V205L77 206H80L83 210H84V213L86 212L85 211V207L82 202L79 204V203ZM86 203V202H85ZM59 204V203H58ZM69 204V203H68ZM72 204V203H71ZM144 204V203H143ZM144 204V206L146 207V205ZM193 204V203H192ZM197 204L194 203V205L188 209L187 211H183L184 213L189 214L191 215L190 213L195 211L197 209L198 206H196ZM70 207V206H69ZM149 208V206H147V209ZM182 208V207H181ZM185 208V207H184ZM188 208V207H187ZM68 210V209H66ZM146 210V209H145ZM155 210V208H154ZM72 211V210H71ZM69 212V211H68ZM182 212V213H183ZM67 213V212H66ZM83 213V214H84ZM180 213V212H179ZM181 213V214H182ZM73 214V213H72ZM178 214V213H177ZM71 215V214H70ZM176 215V214H175ZM151 216V215H150ZM163 218V219H162ZM152 219V218H151ZM174 221V220H173ZM178 221V220H177ZM163 224V223H162ZM163 226V225H162ZM93 228H95L93 226ZM148 230V229H147ZM152 230V228H151ZM150 230V231H151ZM159 234H155V237L157 239V245L159 246V251H160V254H159V258L162 259L164 258V252H165V245L163 242H160V239H159ZM91 237V236H89ZM124 237V236H123ZM127 237V236H126ZM125 237V238H126ZM128 238V237H127ZM88 239V238H87ZM95 240V239H94ZM93 240V242H94ZM125 240V239H124ZM88 241V240H87ZM91 241V240H90ZM122 241H123V238H122ZM128 241V239H127ZM49 242V241H48ZM89 242L91 244L89 245H86V249L85 251L83 249H81L79 252H78V248H77V252L76 250L75 251H72L73 249L69 248L67 250H65V253L61 256H59L58 259H56L57 263L58 264H62L64 261H68L66 264H97L96 262H94V260L92 258H94V256L92 257L91 256V253L93 252V250L95 249L94 247H92L95 242ZM129 242V241H128ZM127 242V243H128ZM93 243V245H92ZM50 244V243H49ZM88 244V242H87ZM126 244V243H125ZM124 244V246H125ZM61 245V244H60ZM65 245V244H64ZM73 245V244H72ZM127 246V245H126ZM71 247V246H70ZM83 247V246H82ZM55 248V247H54ZM62 248H64L62 246ZM61 248V249H62ZM10 249V248H9ZM71 251L75 254H68L67 251ZM56 250V248H55ZM59 250V249H58ZM64 250V249H62ZM167 250V249H166ZM54 251V250H53ZM70 251V252H71ZM84 251V252H83ZM96 251V249H95ZM63 252V251H61ZM14 253V252H13ZM68 255H67V254ZM99 253V252H98ZM97 253V254H98ZM94 254V253H93ZM97 254L95 256H97ZM100 254V253H99ZM98 254V255H99ZM170 254V253H169ZM72 257H71V256ZM103 255V254H102ZM67 257H70V258H67ZM100 257V256H99ZM150 258V257H149ZM148 260H151L149 259ZM166 258H167V255H166ZM69 259V260H68ZM97 259H98V256H97ZM96 259V260H97ZM100 259V258H99ZM99 259L97 261H99ZM172 259L171 257H168V261H169V264H173L172 263ZM145 260V259H144ZM122 261V260H121ZM153 261V259H152ZM151 261V262H152ZM155 261V260H154ZM55 262V263H56ZM105 262V261H104ZM117 262V261H116ZM143 262V261H142ZM141 262V263H142ZM174 262V261H173ZM54 263V264H55ZM56 263V264H57ZM100 263V262H99ZM144 263L148 264V262H145ZM167 263V262H166ZM102 264V263H100ZM103 264H107V261ZM109 264H112L111 261L109 262ZM117 264H122L120 262H117ZM149 264H150V261H149ZM176 264V263H175Z\"/></svg>","mask_w":264,"mask_h":264},{"label":"snow or ice","instance_id":"obj_3","mask_svg":"<svg viewBox=\"0 0 264 264\" xmlns=\"http://www.w3.org/2000/svg\"><path fill=\"white\" fill-rule=\"evenodd\" d=\"M262 163H264V159H262V161H261Z\"/></svg>","mask_w":264,"mask_h":264}]
</instances>
